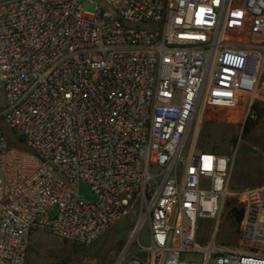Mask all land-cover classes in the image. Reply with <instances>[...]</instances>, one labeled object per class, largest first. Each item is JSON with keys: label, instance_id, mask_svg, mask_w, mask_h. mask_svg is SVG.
I'll return each mask as SVG.
<instances>
[{"label": "built area", "instance_id": "obj_1", "mask_svg": "<svg viewBox=\"0 0 264 264\" xmlns=\"http://www.w3.org/2000/svg\"><path fill=\"white\" fill-rule=\"evenodd\" d=\"M0 81V264H26L34 232L88 246L135 210L151 245L125 264H264V186L235 194L241 248L204 246L233 162L186 152L207 106L264 104V0H0Z\"/></svg>", "mask_w": 264, "mask_h": 264}, {"label": "rangeland", "instance_id": "obj_2", "mask_svg": "<svg viewBox=\"0 0 264 264\" xmlns=\"http://www.w3.org/2000/svg\"><path fill=\"white\" fill-rule=\"evenodd\" d=\"M98 2H85V11H94ZM6 104V98L0 81V112ZM240 110H231L209 105L192 126L186 152L195 148L197 151H213L230 156L232 167L229 189L231 196L224 202L220 219L201 222L199 242L207 246L216 234V243L234 249L242 246L238 227L229 216L228 203L232 200L238 206L235 194L249 188L264 185V118L257 128L243 136L245 124ZM247 120V119H246ZM80 195L86 201H93L94 194L88 184H81ZM241 207V206H240ZM140 211L135 210L128 217L114 225L93 244L85 246L54 237L46 232L31 234L26 264H117L130 239L132 242L126 251L125 264L131 258L145 259L143 248L151 245L150 226L145 223L138 234ZM194 257L184 254L181 261L186 263Z\"/></svg>", "mask_w": 264, "mask_h": 264}, {"label": "trees", "instance_id": "obj_3", "mask_svg": "<svg viewBox=\"0 0 264 264\" xmlns=\"http://www.w3.org/2000/svg\"><path fill=\"white\" fill-rule=\"evenodd\" d=\"M252 115H256V119L251 118ZM264 117V104L263 105H256L253 110H251L250 116L247 118L244 126H243V136L246 137L250 133H252L260 123V120ZM213 152V151H211ZM219 154V153H218ZM229 205V216L231 220L236 224L238 227L239 223L241 222L243 216V208L238 206L232 200L228 203Z\"/></svg>", "mask_w": 264, "mask_h": 264}, {"label": "water", "instance_id": "obj_4", "mask_svg": "<svg viewBox=\"0 0 264 264\" xmlns=\"http://www.w3.org/2000/svg\"><path fill=\"white\" fill-rule=\"evenodd\" d=\"M131 242H132V239H130V240L128 241V243H127V245H126V247H125V249H124V251H123V254H122L120 260L117 262V264H120V263H121L122 258H123V256H124V254L126 253V251L128 250V248H129Z\"/></svg>", "mask_w": 264, "mask_h": 264}, {"label": "crops", "instance_id": "obj_5", "mask_svg": "<svg viewBox=\"0 0 264 264\" xmlns=\"http://www.w3.org/2000/svg\"><path fill=\"white\" fill-rule=\"evenodd\" d=\"M263 118H264V117H263ZM263 118H262V119H263ZM262 119H261V120H262ZM229 181H230V178H229ZM262 186H264V185H262ZM257 187H260V186H257ZM255 188H256V187H255ZM249 189H253V188H249ZM246 190H248V189H246ZM246 190H244V191H246ZM241 192H242V191H241Z\"/></svg>", "mask_w": 264, "mask_h": 264}]
</instances>
